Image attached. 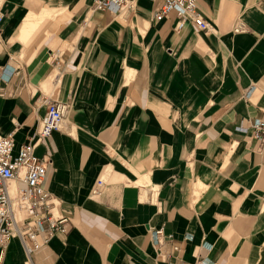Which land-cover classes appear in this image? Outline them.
<instances>
[{"label": "crops", "instance_id": "0c3cea01", "mask_svg": "<svg viewBox=\"0 0 264 264\" xmlns=\"http://www.w3.org/2000/svg\"><path fill=\"white\" fill-rule=\"evenodd\" d=\"M163 2L0 0V135L19 147L45 99L70 104L36 146L68 233L1 264H264V0H198L211 32L155 19Z\"/></svg>", "mask_w": 264, "mask_h": 264}, {"label": "built area", "instance_id": "2783aa9c", "mask_svg": "<svg viewBox=\"0 0 264 264\" xmlns=\"http://www.w3.org/2000/svg\"><path fill=\"white\" fill-rule=\"evenodd\" d=\"M128 5L129 0H94L91 9L118 12ZM173 11L179 16V28L191 21L205 32L215 29L214 24L198 11V0H164L154 18L161 20ZM2 19L0 15V23ZM247 30L242 21L234 28L236 33ZM60 54L58 51L57 57ZM44 102L47 111L36 134L27 143L16 147L12 134L0 135V264L5 250L15 238L19 239L27 256H31L54 236L68 233L69 219L55 211L54 199L45 188L47 160L36 154V146L37 142L62 127L70 104L54 99H45ZM250 126L258 141L257 150L263 153L264 120L255 119ZM106 184L103 177L99 178L92 195L101 194ZM162 231V228L153 229L156 240Z\"/></svg>", "mask_w": 264, "mask_h": 264}]
</instances>
